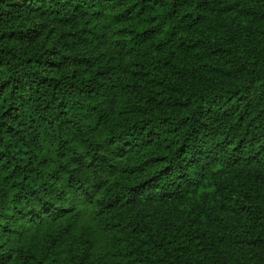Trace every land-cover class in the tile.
Wrapping results in <instances>:
<instances>
[{"label": "trees", "instance_id": "1", "mask_svg": "<svg viewBox=\"0 0 264 264\" xmlns=\"http://www.w3.org/2000/svg\"><path fill=\"white\" fill-rule=\"evenodd\" d=\"M227 1L0 0V264H264V69L180 38Z\"/></svg>", "mask_w": 264, "mask_h": 264}, {"label": "rangeland", "instance_id": "2", "mask_svg": "<svg viewBox=\"0 0 264 264\" xmlns=\"http://www.w3.org/2000/svg\"><path fill=\"white\" fill-rule=\"evenodd\" d=\"M180 38L186 46L204 41L226 47L264 69V0H228L219 17ZM140 60L154 72L152 83L158 87L172 81L190 88H213L229 80L218 63L206 59L197 49L190 54L175 47L162 52L142 50ZM118 158L125 160V153L119 152Z\"/></svg>", "mask_w": 264, "mask_h": 264}]
</instances>
